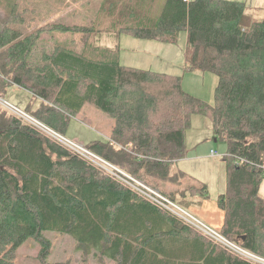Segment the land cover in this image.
<instances>
[{"label":"trees","instance_id":"1","mask_svg":"<svg viewBox=\"0 0 264 264\" xmlns=\"http://www.w3.org/2000/svg\"><path fill=\"white\" fill-rule=\"evenodd\" d=\"M21 1L0 0V97L10 85L28 90L40 104L22 110L64 136L89 105L110 115L107 139L86 146L175 201L176 192L159 182L176 179L193 114L209 116L227 143L221 232L264 258V16L241 0H165L159 16V0H104L88 23L59 20L24 31L16 25ZM182 30L186 68L218 76L215 104L185 91L182 76L121 61L123 33L176 43ZM103 31L118 36L115 45L103 43ZM189 193L208 198L207 185ZM48 230L75 239L81 264L90 257L96 264H261L213 242L0 103V264H15L28 239L39 243L42 264H72L47 261Z\"/></svg>","mask_w":264,"mask_h":264},{"label":"rangeland","instance_id":"2","mask_svg":"<svg viewBox=\"0 0 264 264\" xmlns=\"http://www.w3.org/2000/svg\"><path fill=\"white\" fill-rule=\"evenodd\" d=\"M241 1H247L249 11L256 18L264 16V0ZM103 2L104 0H22L19 15L23 22H18L16 25L24 31H30L59 20L79 24L88 23L87 21L100 10ZM164 2L165 0H159L155 3L154 15L159 16ZM1 8L2 5H0V17H4L5 14ZM102 34L104 44L111 46L116 44L118 36L114 32L105 33L103 31ZM186 40V30L180 32L176 43L137 38L126 32L119 40L121 61L132 67L182 76V86L185 91L215 104L218 76L211 71L186 68L187 57L190 53ZM4 100L23 110L33 102L31 93L17 85H10L7 88ZM39 104L38 100L34 101V109ZM26 118L32 119L30 116ZM114 124V118L89 105L79 118L72 119L65 136L86 145L94 139H107ZM186 145L187 156L176 163V170L173 171L178 173L177 181L176 179L160 181L159 186L167 192L175 191L176 201L195 215L191 210L192 206H200L203 200L201 195L190 194L191 188L202 184L207 185V199L211 203H218L220 195L226 191L227 168L224 154L227 150V143L215 132L209 116L195 113L192 116L191 126L186 131ZM212 148L218 154H213ZM260 195L264 199V181ZM196 216L205 221L201 216ZM215 229L221 231L219 228ZM45 235L52 243L48 262L81 264L82 252L72 236L49 230L45 231ZM39 249L40 245L36 240H26L17 249L15 264H42L38 258ZM90 259L91 264H96L95 257H90Z\"/></svg>","mask_w":264,"mask_h":264},{"label":"built area","instance_id":"3","mask_svg":"<svg viewBox=\"0 0 264 264\" xmlns=\"http://www.w3.org/2000/svg\"><path fill=\"white\" fill-rule=\"evenodd\" d=\"M0 103L4 106L12 109L17 114H20L24 117L30 116L25 113L22 109L10 104L6 100L0 97ZM30 118H32L30 116ZM38 124L42 129H44L49 134L53 135L55 138L60 140L63 144H65L71 150L79 153L84 158L88 159L104 171L111 174L114 178L118 179L124 184L129 185L132 188L137 189L140 191L145 197L150 199L153 203L160 205L161 207L173 212L180 218H182L186 223L196 228L198 231L203 233L205 236L209 237L213 241L220 243L227 247L228 249L232 250L233 252L246 257L250 260L257 261L258 263L264 264V258L256 255L255 253L251 252L249 249L241 246L237 242L227 238L221 231L216 230L210 224L203 221L201 218L197 217L196 214L194 215L192 212L188 210L187 207L182 206L177 201L173 200L157 188H154L145 182L141 181L140 179L136 178L132 174L126 172L116 164L110 162L106 158L98 155L97 153L93 152L89 149L86 145L77 143L68 137L61 135L50 128H47L45 125L41 124L40 122L36 121L35 119H30ZM213 154H218L215 150H212Z\"/></svg>","mask_w":264,"mask_h":264},{"label":"crops","instance_id":"4","mask_svg":"<svg viewBox=\"0 0 264 264\" xmlns=\"http://www.w3.org/2000/svg\"><path fill=\"white\" fill-rule=\"evenodd\" d=\"M202 200L203 201L200 206L197 207L192 206L191 210L196 215H199L203 219H205V221H207L208 224L214 226L215 228L221 229L225 220V211L219 206L218 203H211L207 198H202ZM191 205H196V204H191Z\"/></svg>","mask_w":264,"mask_h":264},{"label":"bare ground","instance_id":"5","mask_svg":"<svg viewBox=\"0 0 264 264\" xmlns=\"http://www.w3.org/2000/svg\"><path fill=\"white\" fill-rule=\"evenodd\" d=\"M176 181H177V179H176Z\"/></svg>","mask_w":264,"mask_h":264}]
</instances>
